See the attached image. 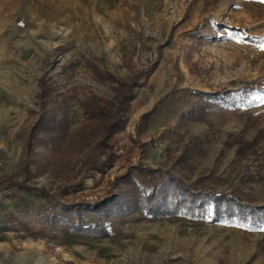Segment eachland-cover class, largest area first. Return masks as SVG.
<instances>
[{
    "label": "rangeland",
    "instance_id": "rangeland-1",
    "mask_svg": "<svg viewBox=\"0 0 264 264\" xmlns=\"http://www.w3.org/2000/svg\"><path fill=\"white\" fill-rule=\"evenodd\" d=\"M153 66L123 127L102 140L104 123L85 120L81 102L115 99L120 82ZM39 75L65 100L48 108L67 112L68 135L40 128L30 138L40 84L27 98L20 89ZM0 86V177L23 179L29 165L34 186L0 191V264H264V221L133 211L92 235L52 229L39 208L40 188L57 194L55 204L130 190L139 166L264 205V0H0ZM240 88L224 102L203 100L215 108L205 119L182 118L194 91ZM108 153L103 170L91 168Z\"/></svg>",
    "mask_w": 264,
    "mask_h": 264
},
{
    "label": "trees",
    "instance_id": "trees-1",
    "mask_svg": "<svg viewBox=\"0 0 264 264\" xmlns=\"http://www.w3.org/2000/svg\"><path fill=\"white\" fill-rule=\"evenodd\" d=\"M154 67L149 71L138 72L130 82H120L121 90L118 91L115 99H106L101 102L96 96H92L81 102L85 120L104 123L102 140L109 139L112 134L123 127V113L128 110L130 102L135 98L133 89L142 86L143 76L149 75ZM109 78L114 80L112 75ZM39 84L38 98L42 102L40 106L42 113L30 129V138L35 137L36 130L40 128L53 132L62 131L64 135H68L66 127L60 130L61 126L68 122L67 112H53L52 109L48 108V104H64L65 100H60L59 93L56 94L55 88L45 84L44 76L39 78ZM241 89L244 90L240 88L217 92L194 91L197 103H194L192 108L182 115V118L184 120L205 119L206 110H214L215 108L214 106L201 108L199 105L203 100L216 99L224 102L227 96L235 94ZM251 89L250 86L246 87V90ZM154 111L155 108L145 112L143 117H151ZM46 112L52 113L49 120L45 117ZM94 133V130L90 129L79 140L88 141ZM110 159L112 156L108 153L102 161L94 163L91 168L103 170L105 162H110ZM137 168H139L142 180L140 181L132 170L130 174V179L133 182L132 189L122 190L118 194H110L95 202L67 203L59 201L55 204L57 194L40 188L41 197L44 201L40 203L39 208L43 211L41 213L43 218L48 221L52 229L61 225H68L76 233L92 235L104 234V228L108 225L107 219L113 216L122 217L133 211H139L150 218L182 215L194 219L210 218L214 222L233 221L251 227L263 224L264 205L247 203L242 198L226 191L210 192L198 189L194 184H187L180 177L162 168L152 169L145 166ZM23 171V179L14 175L0 177V191L12 187L26 191L33 190L34 186L30 183L32 174L29 165H25ZM125 178L127 179V176ZM84 215L91 219L90 223H84ZM68 216L76 217L77 221L69 220Z\"/></svg>",
    "mask_w": 264,
    "mask_h": 264
},
{
    "label": "crops",
    "instance_id": "crops-1",
    "mask_svg": "<svg viewBox=\"0 0 264 264\" xmlns=\"http://www.w3.org/2000/svg\"><path fill=\"white\" fill-rule=\"evenodd\" d=\"M41 75L38 76V79ZM38 79L35 82H32L28 88L23 87L21 88L20 91L23 92L21 93L20 97L22 98H27L30 97L33 93H37V90H39L38 87ZM8 92L4 90V87L0 86V96H3L2 98L8 96Z\"/></svg>",
    "mask_w": 264,
    "mask_h": 264
},
{
    "label": "built area",
    "instance_id": "built-area-1",
    "mask_svg": "<svg viewBox=\"0 0 264 264\" xmlns=\"http://www.w3.org/2000/svg\"><path fill=\"white\" fill-rule=\"evenodd\" d=\"M3 164V160H2V158H1V156H0V166Z\"/></svg>",
    "mask_w": 264,
    "mask_h": 264
}]
</instances>
